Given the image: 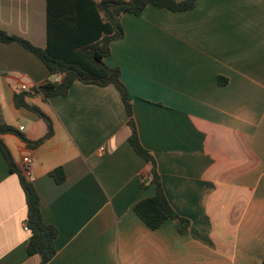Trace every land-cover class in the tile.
<instances>
[{"label": "crops", "instance_id": "0c3cea01", "mask_svg": "<svg viewBox=\"0 0 264 264\" xmlns=\"http://www.w3.org/2000/svg\"><path fill=\"white\" fill-rule=\"evenodd\" d=\"M120 21L124 36L111 42L105 63L120 71L139 140L170 205L190 224L180 234L173 221L150 230L137 217L135 203L155 189L141 187L150 165L128 142L120 95L75 82L64 97L28 101L52 123L40 146L1 136L18 169L22 157L32 160L42 217L58 231L49 264H261L264 0H196L184 13L147 6ZM0 29L44 48L47 0H0ZM49 79L35 55L0 43V124L42 138L44 121L13 98ZM56 168L62 184L49 175ZM26 213L0 151V264H40L26 251Z\"/></svg>", "mask_w": 264, "mask_h": 264}, {"label": "trees", "instance_id": "16d2710c", "mask_svg": "<svg viewBox=\"0 0 264 264\" xmlns=\"http://www.w3.org/2000/svg\"><path fill=\"white\" fill-rule=\"evenodd\" d=\"M195 5L196 0H47V43L44 48L0 29V43L19 45L35 55L48 69L50 78L43 85L28 90L20 89L13 98L16 108L26 109L44 121L47 130L42 138L30 141L15 128L0 124V151L10 172L18 176L25 197V225L30 232L26 251L30 256L38 255L40 264H49L55 256L58 231L44 221L35 187L22 176L1 136L14 135L29 148L40 146L53 135L52 123L46 114L28 101L41 98L47 102L52 97H64L75 82L99 87L111 85L120 95L130 129L128 142L134 152L150 165L141 187L143 189L152 184L155 189L152 197L135 203L133 211L137 217L150 230H157L164 222L173 221L178 233L187 231L189 221L179 216L170 205L162 188L156 161L139 140L133 118L132 95L122 83L120 71L107 66L105 59L110 54L111 42L124 36L120 21L123 15L140 16L147 6L184 13L193 10ZM55 77L58 79L54 80ZM49 175L56 184L65 181L62 168L54 169ZM261 264H264V260Z\"/></svg>", "mask_w": 264, "mask_h": 264}, {"label": "built area", "instance_id": "2783aa9c", "mask_svg": "<svg viewBox=\"0 0 264 264\" xmlns=\"http://www.w3.org/2000/svg\"><path fill=\"white\" fill-rule=\"evenodd\" d=\"M21 90H27V88L23 87ZM23 127L19 128V131H21ZM103 151V148H100V152ZM31 163L32 160L28 156H24L21 158L20 165H19V171L22 174V176L28 181L32 182L34 180L32 173H31ZM24 230L29 231L28 227L24 225Z\"/></svg>", "mask_w": 264, "mask_h": 264}]
</instances>
